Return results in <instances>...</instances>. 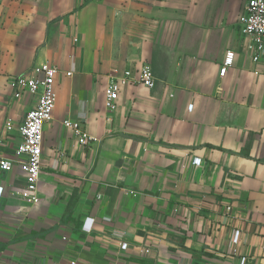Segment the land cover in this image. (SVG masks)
Masks as SVG:
<instances>
[{
	"label": "crops",
	"instance_id": "1",
	"mask_svg": "<svg viewBox=\"0 0 264 264\" xmlns=\"http://www.w3.org/2000/svg\"><path fill=\"white\" fill-rule=\"evenodd\" d=\"M245 2L0 0V264H264V62L237 28ZM144 62L155 86H123L108 111V74ZM42 65L56 100L30 205L17 127L37 94L9 78Z\"/></svg>",
	"mask_w": 264,
	"mask_h": 264
},
{
	"label": "built area",
	"instance_id": "2",
	"mask_svg": "<svg viewBox=\"0 0 264 264\" xmlns=\"http://www.w3.org/2000/svg\"><path fill=\"white\" fill-rule=\"evenodd\" d=\"M237 28L242 37L247 39L244 49L248 57L253 62H264V0H246L237 19ZM233 55L232 51L225 53L219 70L221 76L232 65ZM57 71L58 68L55 66L42 65L38 69L41 77L25 72L9 78V83L14 89V97H18L23 92L37 94L36 103L26 113L24 121L17 127L20 141L17 144L16 153L21 157L20 167L24 176V186L16 190L14 194L30 205L37 204L41 200L37 184L41 174L43 127L53 117L56 100L55 74ZM134 82L141 83L148 88L155 86V77L149 63H142L135 73L131 69L121 71L115 69L108 74L105 87V107L108 111L115 109L121 88ZM191 107L188 105V109ZM63 124L72 130L80 145H89L95 141V137L80 124L71 120H65ZM6 128L10 129L11 124L7 123ZM192 163L198 165L200 158L194 157ZM12 165L9 159L0 157L1 170L9 171ZM2 195L3 186L0 184V200ZM239 236V230H235L231 237L232 244L235 245L239 242ZM126 247L127 242L120 244V249H126ZM143 252L149 254L151 248L145 247ZM244 263L245 257H241L239 264Z\"/></svg>",
	"mask_w": 264,
	"mask_h": 264
}]
</instances>
